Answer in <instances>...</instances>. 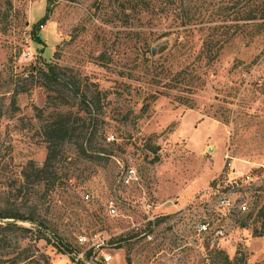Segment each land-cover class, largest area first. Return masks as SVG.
I'll return each instance as SVG.
<instances>
[{
  "label": "rangeland",
  "instance_id": "1",
  "mask_svg": "<svg viewBox=\"0 0 264 264\" xmlns=\"http://www.w3.org/2000/svg\"><path fill=\"white\" fill-rule=\"evenodd\" d=\"M147 2L145 10L131 0H0V211L37 208L48 226L0 228L9 242L0 243V264H222L224 254L264 264V234L253 232L264 229L254 219L264 203V0ZM144 39L173 47L148 71L138 55ZM42 61L108 89L99 116L109 156L77 158L68 145L77 159L54 192L20 177L46 151L36 113L45 91L29 75ZM226 153L237 173L253 171L248 213L215 207L212 180ZM128 166L137 180L124 185ZM218 225L225 235L213 243Z\"/></svg>",
  "mask_w": 264,
  "mask_h": 264
},
{
  "label": "trees",
  "instance_id": "2",
  "mask_svg": "<svg viewBox=\"0 0 264 264\" xmlns=\"http://www.w3.org/2000/svg\"><path fill=\"white\" fill-rule=\"evenodd\" d=\"M131 1L136 4L143 1V9H148L149 2L147 0ZM126 7L132 9L133 6L128 5ZM258 12L257 18H264V5L258 8ZM45 17L46 14L40 20H44ZM177 42L174 41V44ZM167 45L168 43L166 42H158L154 46L155 53H153L152 42L147 39L142 41L139 46L138 55H140V63L145 64L144 66L147 71L151 65L154 66L156 64L157 66L160 62L157 59L159 56L155 55L156 53L167 49L163 52L164 55L171 56L173 47L167 48ZM177 67L171 68L174 75L178 74L181 70V68ZM67 69L66 66H61L58 63L50 61H42L39 65L34 64L29 69L30 77L32 78L37 75L38 85L42 86L45 91V104L41 108L37 107L36 113L41 119L40 133L45 143L46 151L41 163L28 160L20 169V177L22 184L41 185L46 192H54L61 185L58 182L60 177L67 179L70 176L66 167L68 161L75 160L78 156L90 161H100L101 155L108 157L110 153L105 152V148L101 142V139H105V129L100 124L102 119L99 116L101 114L102 101L107 97L108 89H102L95 82L88 83L79 74H67ZM171 69L167 67V73L172 72ZM26 89L27 87L20 86L14 89V92L25 91ZM156 94L157 92L150 93L151 97H155ZM70 144L75 148L77 158L75 156L69 158L70 148H68V145ZM62 171L64 172L61 174ZM36 210L37 208L26 213L0 211V221L5 217L14 218L12 221L0 223V228L12 225L24 232L28 230V227L15 221L28 220L37 226L48 229L46 223L36 218ZM248 211L250 210L248 209L245 212L248 213ZM259 217L264 218V203L256 210L255 221ZM253 232L256 235H261L264 234V229L258 230L255 228ZM22 235L25 236V234ZM52 235H54L58 242L62 243L61 237L57 236L54 232ZM2 241L6 245L7 243L9 245L6 236L0 237V243ZM238 261L244 264L245 257L235 255L232 259H229L228 255L224 254L221 263L234 264Z\"/></svg>",
  "mask_w": 264,
  "mask_h": 264
},
{
  "label": "built area",
  "instance_id": "3",
  "mask_svg": "<svg viewBox=\"0 0 264 264\" xmlns=\"http://www.w3.org/2000/svg\"><path fill=\"white\" fill-rule=\"evenodd\" d=\"M121 182L124 185H131L137 180L135 169L132 166L121 171L120 175ZM254 183V174L252 169H247L242 173H237L233 164V157L226 153L224 156L223 164L218 174L212 180L211 189L214 191V202L215 207L218 210H224V213L229 215L231 211L237 209L240 212H245L249 209L250 204L253 201L251 196L250 201L246 196L245 189H250ZM252 189L250 193L253 191ZM238 192V194H236ZM108 212L110 214L116 213L115 201L110 198L107 202ZM180 209V208H178ZM199 232L206 231L208 229V221H200L196 225ZM225 228L223 225H218L213 229L214 239L213 243H216L219 238L224 237ZM78 240L82 242L88 241L85 235L78 236ZM89 245L99 246L100 243L93 241ZM111 258V254L103 252V260L108 262ZM149 264V263H144Z\"/></svg>",
  "mask_w": 264,
  "mask_h": 264
},
{
  "label": "water",
  "instance_id": "4",
  "mask_svg": "<svg viewBox=\"0 0 264 264\" xmlns=\"http://www.w3.org/2000/svg\"><path fill=\"white\" fill-rule=\"evenodd\" d=\"M152 51H153V53H155V47H152Z\"/></svg>",
  "mask_w": 264,
  "mask_h": 264
}]
</instances>
